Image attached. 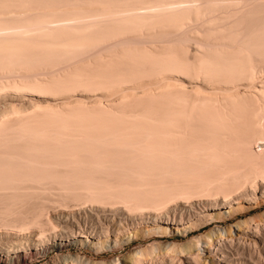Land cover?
Returning <instances> with one entry per match:
<instances>
[{"label":"bare ground","instance_id":"1","mask_svg":"<svg viewBox=\"0 0 264 264\" xmlns=\"http://www.w3.org/2000/svg\"><path fill=\"white\" fill-rule=\"evenodd\" d=\"M40 6L29 2L0 5V263L27 264L40 259L43 264H82L80 254L69 251L71 246L113 251L139 235L188 236L215 218H245L264 207V97L214 98L168 83L160 84L157 93L144 89L122 95L114 105L102 100L68 101L71 96L60 104L32 98L35 94L63 97L95 88L117 94L124 89L120 86L144 79L151 71L189 73L193 64L187 52L124 46L51 77H26L36 67L47 69L62 58L77 57L116 39L189 28L192 21L206 17L197 0H163L117 11H76L70 17H63V9ZM238 6L237 0H223L207 11ZM192 63L199 75L227 83L257 69L254 60L241 51H219L215 60L195 56ZM11 75L19 78L2 80ZM22 99L25 104L16 103ZM129 107L145 108L146 113L129 115ZM159 113L164 115L160 119L156 118ZM194 122L201 128L196 129ZM100 130L122 141L97 146L102 156L79 158L78 145H70L64 157L59 154L63 134ZM79 145L88 152L95 149L93 144ZM122 146L134 154L127 160L129 169L121 166L120 173L116 168L125 161L107 152ZM85 205L90 217L102 214L114 222L116 213L113 218L109 212L118 211L125 223L132 221V227L114 225L113 237L102 222L101 231L95 226L79 229L80 221H85L82 213L87 214ZM157 246L138 249L124 262L162 264L153 256ZM66 249L67 253L57 255ZM235 249L242 250L248 260ZM166 252L184 256V260L167 257L171 264H207L200 253L216 264H264V212L257 220H240L233 228H215L187 244L168 245ZM234 254L243 260L233 259ZM149 256L157 261L148 262ZM109 264H121L120 259Z\"/></svg>","mask_w":264,"mask_h":264},{"label":"rangeland","instance_id":"2","mask_svg":"<svg viewBox=\"0 0 264 264\" xmlns=\"http://www.w3.org/2000/svg\"><path fill=\"white\" fill-rule=\"evenodd\" d=\"M160 1L163 0H0V5L3 3L18 4L19 2H29L32 5H34V7L35 6L38 7L39 5H41L40 7H42L43 5V7L47 6L53 9H57V8L61 10L63 9L62 10L63 17L64 16L70 17L76 14V11H78L77 12L78 14H82L85 12L86 13L98 12V11L101 12L107 9H111L112 11H117L123 9L146 7L149 4L157 3ZM237 1L240 2V6L238 7H231L226 9L222 8L214 12V11H207L209 6L214 3H223V0H197V5L199 9L206 11L205 12L206 17H200L199 19L192 21L191 26L189 28L173 29L172 31L171 30L158 31L155 34L147 35L146 37L128 36V37L116 39L115 41L105 43L101 46L86 51L83 54L79 53L81 55L77 57L72 56L74 57L72 58L70 56H67V60L65 58H62L64 60H58L57 62L59 63L55 62L57 63L55 66L47 67V69L44 67H36L33 73L29 74V76L26 77L29 78L30 76H36L38 78L51 77L55 74L63 73L65 71L71 70L76 66L92 62L101 56L109 55L112 52H115L124 46L155 49V51L158 52H162V50L165 48L172 47L179 49L182 52L183 51L187 52L190 60V64H193L189 73L171 72V73H165L163 75H159L157 72L151 71L149 72L148 77L144 79L131 81L125 86H120V88H124L123 91H119L121 93L117 92V94L111 93L112 95L110 93L108 94L105 91H103V88H95L93 92H87L85 90L76 91L70 95H63V97L35 94L34 97L32 98H34V100L38 99L52 104H60L62 102L63 103L67 102L65 98L71 96L72 98L69 99L68 101L83 99L84 101L91 103L94 100H100V101L102 100L104 104L110 103L114 105L118 103L117 101L120 99L119 97H121L122 95L133 94L134 92L141 93L142 91H144V89L145 90L151 89V91L153 89V91L156 90L154 92L157 93L161 91L158 90L157 88L158 86H161L160 84L165 85L168 83H171L173 85L182 84L189 91L214 98L217 97L221 98L224 97V95L228 96L231 94H235V95L238 94L241 96L251 97L255 99L263 98L264 97V0H237ZM232 33L234 34V38L230 37ZM219 51H223V52L227 51V53L241 51L247 56H250L254 60L255 64L257 65V69L254 71V74L237 77L233 80H229L228 83L223 82L216 78L210 79L203 75H199L195 63H192L194 61V57L195 56L203 57L204 55H206L211 60H215L216 53ZM68 57H70L71 59H69ZM18 78L19 77L17 75H11L8 78H3L2 80L14 81ZM155 83L156 85H154ZM141 88H143V90ZM18 101L19 100H17L16 103L19 104L26 103L24 99H22V102L20 101L18 102ZM126 112L129 113V115L141 116L146 113V110L145 108L142 107H129L126 110ZM163 116L164 115L162 113H159L156 116V118L160 119ZM193 124H196V122H194ZM195 128L199 129L201 128V126L199 124H196ZM110 135L111 134L109 132L102 130L98 132H91V131L80 132L79 134H75V135L63 134V152H60L59 154L63 155L64 157L70 145H75L76 147L78 145L77 156L79 158H91L94 156H102L101 153L103 152V150L102 148H98L97 146H102L105 143L114 142L115 140L122 141L120 140V138L114 139ZM81 143L93 144L92 146L95 145L94 146L95 149L90 150L91 152L90 151L88 152L84 150L83 146L82 148L80 147L81 145L79 144ZM123 147L124 146H122V148H112L110 149V151L107 152L110 154L111 158L121 159L125 161L123 164H119L118 167L116 168V171L120 173L123 171L120 170L119 168L121 166L128 167L129 162L127 160L132 156V154H134L133 149L123 148ZM30 155L32 156V154ZM185 203L186 202H183V204ZM84 209L85 211H87V214L86 217H84L83 216L84 214L82 213V217L83 219H85V221L83 220L80 221L81 223L79 229L85 227L86 228L96 227L98 231H101V222H102L105 225L104 226L102 224L104 228L109 226L108 228H110V236L113 237L114 229L112 227L114 225L116 227H119V225H125L128 223L129 228L132 227V221L128 219V221H126L125 223L124 217L121 216L118 211L109 212L110 213L109 215H112V217L116 213V215L114 216L115 218L113 217L114 222L116 223L115 224L114 222L110 221L111 218L105 219L104 215L102 216V214H99L100 215V216L98 215L99 217L98 216L90 217L91 216L89 213L90 208L88 207V205H85ZM172 209L175 210V207L173 206ZM263 212H264V207H262V209L259 211H252L250 214L245 216V218H242L241 215L235 216L230 221H224L222 218H215L216 220H212L209 221V223H206V225H204L201 228V231L194 232V234H190L188 236H185L180 233L177 234L172 232L168 234H163V233L157 234L152 237H140L139 235V237H137L138 239L125 241L124 243L120 244L121 247L120 246L119 248L115 247V250L113 248L112 249L113 251L107 250V251L96 252L95 250L88 247L82 249L80 248L75 249L73 248V246H71L72 249H69V251L73 254L79 253L80 256L83 258V260L81 261L82 264H88L90 262H95V263L103 262L109 264L116 258L120 259L121 264H129L124 262V260L127 261V259H125L126 256L129 257V255H131L138 249L148 248L152 244L156 243L158 245L157 254L159 255L161 254V255L160 256L158 255L159 257L157 256V254L153 255L156 256L158 261L156 259L152 260L155 258L153 256L152 258L149 256L148 257L149 259L146 257L148 259L147 261L148 262L157 261L160 263H162L161 261H163L162 264L165 263L169 264L170 263L169 261L171 260L172 256H173L172 258H176V259L180 258L182 260H184V256H180V253H177L179 256L173 252L167 253L166 246L171 244H182V245L187 244L192 238L203 236L215 228H222V229L228 227L233 228V226L240 220L249 219L251 217H256L257 220V217L260 216ZM94 217L96 219H94ZM137 217L138 216H136V218ZM99 218L102 220L99 221ZM134 218L135 217H133V219ZM93 221H95L96 223ZM98 221L100 223H98ZM119 221H121L123 224L120 223ZM83 222L86 226L82 224ZM97 225H99V227ZM123 239H125V237H123ZM236 246L237 244L235 245V247ZM67 250L68 249L64 250L62 253H58L57 255L58 256L64 255L65 253H67ZM235 253H237L242 257L246 256L244 257V259L248 260L247 259L248 256L244 254L242 250L238 251L237 249H235ZM163 254L164 256L167 254L168 255L165 256V258H161L163 257L162 256ZM174 254L177 257H175ZM238 255L234 254L232 256L233 259L236 258L235 260H239V261H241V259L243 260V258L242 257L240 258V256ZM200 256H202V260L206 261L207 264H216L215 261H213V258H211L210 256L208 257V255L205 254L203 255L202 253H200ZM50 257L51 254L47 256L46 260L49 259ZM167 257L170 258V260ZM44 262L45 261L43 260L40 261V259H35L33 261L28 262L27 264H43ZM216 262L218 264H224V263H219V261ZM0 264H4V263H0ZM226 264H230V263H226Z\"/></svg>","mask_w":264,"mask_h":264}]
</instances>
